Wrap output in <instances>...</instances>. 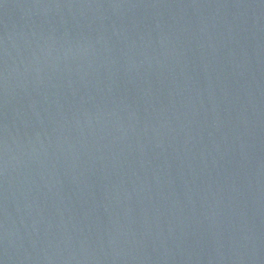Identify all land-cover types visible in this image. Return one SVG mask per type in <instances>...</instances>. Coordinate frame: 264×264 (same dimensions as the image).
Returning <instances> with one entry per match:
<instances>
[{"label":"water","instance_id":"95a60500","mask_svg":"<svg viewBox=\"0 0 264 264\" xmlns=\"http://www.w3.org/2000/svg\"><path fill=\"white\" fill-rule=\"evenodd\" d=\"M0 264H264V0H0Z\"/></svg>","mask_w":264,"mask_h":264}]
</instances>
